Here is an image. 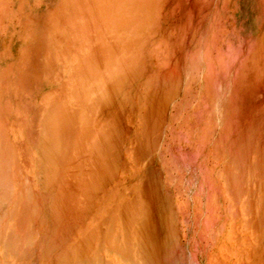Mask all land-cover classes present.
I'll list each match as a JSON object with an SVG mask.
<instances>
[{
  "label": "rangeland",
  "instance_id": "374dc122",
  "mask_svg": "<svg viewBox=\"0 0 264 264\" xmlns=\"http://www.w3.org/2000/svg\"><path fill=\"white\" fill-rule=\"evenodd\" d=\"M61 263L264 264V0H0V264Z\"/></svg>",
  "mask_w": 264,
  "mask_h": 264
},
{
  "label": "bare ground",
  "instance_id": "6f19581e",
  "mask_svg": "<svg viewBox=\"0 0 264 264\" xmlns=\"http://www.w3.org/2000/svg\"><path fill=\"white\" fill-rule=\"evenodd\" d=\"M50 169H51V168H50ZM123 236H124V235H123ZM122 242H123V241H122ZM141 245H142V244H141ZM143 246H144V245H143ZM70 248H71V247H70ZM72 249H73V248H72ZM111 249H112V248H111ZM116 250H117V249H116ZM144 250H145V249H144ZM144 250H143V252H144ZM114 251H115V250H114ZM141 251H142V250H141ZM145 252H147V249H146ZM115 253H116V252H115ZM144 254H145V253H144ZM145 255H146V254H145ZM149 255H150V254H149ZM63 256H64V255H63ZM135 256H136V255H135ZM138 257H139V256H138ZM138 257H137V258H138ZM141 257H142V256H141ZM152 257H153V256H152ZM68 258H69V257H68ZM130 258H131V257H130ZM137 258H136V259H137ZM144 258H145V257H144ZM150 259H151V258H150ZM150 259H149V260H150ZM69 260H70V259H69ZM100 260H101V259H100ZM131 260H132V259H131ZM142 260H143V259H142ZM62 261H63V260H62ZM134 261H135V260H134ZM134 261H133V262H134ZM108 263H109V261H108ZM61 264H62V263H61ZM86 264H88V263H86ZM111 264H112V263H111Z\"/></svg>",
  "mask_w": 264,
  "mask_h": 264
}]
</instances>
